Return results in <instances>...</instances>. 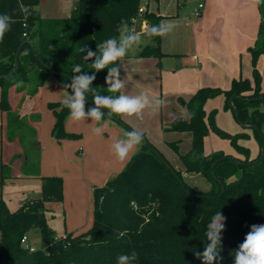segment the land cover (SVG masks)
I'll list each match as a JSON object with an SVG mask.
<instances>
[{"label":"trees","instance_id":"1","mask_svg":"<svg viewBox=\"0 0 264 264\" xmlns=\"http://www.w3.org/2000/svg\"><path fill=\"white\" fill-rule=\"evenodd\" d=\"M140 0H79L71 17L65 20L41 18L40 0H0V14H8L14 23L0 42V108L8 110L10 127L21 122V115L8 108L7 89L23 81L18 87L33 97L51 76L56 77L68 95L71 89L73 67L92 74L95 70L86 61L80 49L84 46L96 51L97 44L118 37L121 21L132 25L138 16ZM25 5L30 15L25 19L19 5ZM163 16L145 11L147 25H158ZM26 34V36H24ZM259 36L264 38V21ZM147 38V37H146ZM29 39L33 46L25 43ZM151 44L141 49L140 58H162L161 36L148 38ZM252 56L251 78L233 80L228 90L205 87L199 89L187 103L190 120L176 118L170 126L174 131H190L192 148L180 156L186 173L199 174L210 184L208 191H198L185 182L168 159L153 146L143 145L128 162L125 169L93 190V221L91 227L80 233H67L58 237L46 220L47 205L62 204L64 182L60 176L45 177L42 193L10 211L0 199V264H117L120 255L136 253L133 263L139 264H204L202 256L207 243L205 231L211 217L218 211L229 213L230 228L225 222L221 233L222 261L215 264H234L235 251L244 241L253 224L264 225V91L262 75L258 69L264 48L248 49ZM18 56V69L14 71ZM119 61L116 66H119ZM113 65H109L112 67ZM108 69L95 72L92 87L101 96H119L120 91L108 90ZM86 101L93 103V93H86ZM222 96L224 110L231 111L238 123L252 130L260 145V154L252 159L248 147L240 145L249 141L246 133L230 135L215 123L217 110L205 111L208 100ZM232 99V100H231ZM54 112L52 135L58 142L80 139L81 135L69 133L65 121L69 109L63 101L48 104ZM95 106V105H94ZM103 113L109 109L102 108ZM116 122L124 123L120 114H111ZM213 131L228 139L241 157L222 151L205 152V138ZM16 134V131H12ZM178 150V142L170 144ZM158 151L164 161L151 149ZM174 170V173L170 170ZM1 165V177L8 172ZM176 174V175H175ZM237 176L235 180L233 177ZM33 229L41 233L42 244L33 252L23 246V238ZM57 238V240H56Z\"/></svg>","mask_w":264,"mask_h":264},{"label":"rangeland","instance_id":"2","mask_svg":"<svg viewBox=\"0 0 264 264\" xmlns=\"http://www.w3.org/2000/svg\"><path fill=\"white\" fill-rule=\"evenodd\" d=\"M56 1L58 0H46L49 4L55 3ZM200 2L203 3L204 0H141L140 7L144 10L148 8L150 11L157 12L163 16L167 15L163 21L176 22L178 25L174 29L178 31L179 35L183 33L182 36H184L189 32L187 29L189 26L194 29L192 31H199L200 25L193 26V23L197 24L196 21L202 18L201 16L195 15V9ZM173 31L169 32V34H172ZM176 36L177 34L171 35L172 38ZM258 47L264 48L263 36H260ZM180 59L182 58L173 60V57L168 58L165 56L162 58H144L135 70L136 73H133L131 77L138 81V84L149 87L155 94L148 95L150 106L145 109L150 113L146 116L147 120L145 121L147 123L149 120L150 124L148 123V128L151 131L147 135L148 139H146L152 142L156 146V149L166 156L174 166L177 167L179 165L182 168L183 164L180 156L192 148L193 136L190 131H174L170 129V126L179 115H183L187 121L190 120L188 106L187 104L183 105V102L188 103L190 101L194 93L193 90L195 89H184L187 88L185 81L189 79V76L182 74L181 71L183 69L181 67L182 65L179 64ZM183 59H188L191 63L195 64L191 56H186ZM260 66L264 86L263 60L260 62ZM195 70L198 71L199 68L196 66ZM190 73L192 75V72ZM130 79V77L124 75L123 80L126 88L129 87L130 90L136 91ZM24 95L25 93L19 91L14 83L8 86L7 100L10 111L20 113ZM67 95L68 93L64 86L56 77L52 76L50 79L48 78L34 95V105L31 108V112L29 115L21 116L20 123L14 122L13 126L10 127L8 110H2L0 108V199L5 202L10 211H15L24 203L34 198H39L42 193L43 180L49 176V173L62 172L64 175L66 174V168L68 166L63 165L60 157H53V146L51 145L54 141L52 128L55 115L48 104L50 101H63ZM1 96L2 91L0 89V101ZM157 100H164L165 105L158 110H154ZM222 100L214 104L218 108L216 126L221 131L234 135L236 132H240L241 126L233 118L234 116L231 112L224 111V102ZM73 126H77V124L74 123ZM236 129H239V131H236ZM13 130L16 131V134L12 133ZM262 133L264 135V126ZM209 135L205 138V148L210 152L212 150H221L225 153L236 154L235 149L228 139L217 135L213 131ZM114 139L111 136L108 140L105 132L101 131L100 134L94 133L93 135L87 136L81 148L100 152V150L109 147L114 142L112 141ZM78 140L80 139H74L72 141L78 142ZM174 141H178V145H180L177 151L170 145ZM141 144L143 146L144 142L142 141ZM64 145L62 149L63 147L68 149V144ZM78 145L75 144L70 147L72 152L74 150V156L77 159L82 155L81 148ZM248 145L252 155L257 156L261 151L260 145L253 136ZM262 151L264 154V146L262 147ZM96 158L97 156L92 159L91 168L92 170L95 169L94 172L96 171L98 179L96 186H99L104 184L110 171L106 168L103 169L101 165L94 164ZM130 158L123 162L117 159L115 164H118V167L115 172L118 173L114 174L118 175L122 172ZM2 164H5L8 168V172L4 173V180L1 177ZM185 174V182L195 190L204 192L210 190L211 184L203 176L186 172ZM58 176L64 182L63 175L59 173ZM236 178L237 176L233 177L232 180ZM65 183L66 194L64 192L63 203L49 204L47 205L46 211L47 223L58 237H64L79 222H82V224L88 222L93 210L91 207L93 205L94 188L91 189L89 187L90 193H88L89 191L86 188L77 186L76 188L73 186L68 188L67 175ZM28 244L34 248L43 246L39 230L33 229L29 232Z\"/></svg>","mask_w":264,"mask_h":264},{"label":"crops","instance_id":"3","mask_svg":"<svg viewBox=\"0 0 264 264\" xmlns=\"http://www.w3.org/2000/svg\"><path fill=\"white\" fill-rule=\"evenodd\" d=\"M78 1L79 0H58L55 3L49 4L48 2H46V0H40L38 12L41 18L43 19L65 20L71 17L72 13L78 5ZM200 4H204V9L201 15L202 18L196 21L197 24L193 23V26L200 25L199 31H192L194 29L189 26L187 28L189 32L186 33V35L184 36H182L183 33L179 35L176 29H174L172 33L177 34L175 38H172V34L169 33L165 36H161V51L165 55V57H173V60L182 58L180 59L179 63L182 65L181 67L183 69L181 72L182 74H185V76L186 74L187 76H189V79L185 81V83L187 84V88L184 89H195L193 90V95L199 89L205 87L228 90L231 87L233 80L239 78H251L253 70L252 56L248 49L254 46L258 47V43L260 40L259 29L261 23L264 21V0H261L259 4H255L253 0H204V2H200L198 6ZM146 10L149 12H154L150 11L148 8ZM154 13L161 15L157 12ZM163 17L165 18L167 17V15ZM145 25H147L145 20L139 19L130 27H134L137 33H143ZM142 41L143 42L140 45L134 46L132 49H130L128 54L119 62L120 79L124 85V87L120 90V95L125 94L134 96L140 94L141 92H146L148 93V95H155L153 90H150L149 87L138 84V81L131 77L133 73H136L135 70L138 68V65H140L141 61L144 59L137 56L139 51L151 44V41L143 36ZM186 56H191L192 61H194L195 64L191 63L188 59H183ZM262 60L264 61L263 55L259 58L258 61V69L261 75L262 70L260 62ZM196 66L197 68H199L198 71L195 70ZM190 72H192V75ZM124 75H127L131 78L130 81L132 82L133 88L136 89V91L130 90L129 87L126 88V85L123 80ZM30 89L31 86L27 87V90L24 91L25 95L19 113L22 117L29 115L31 112V108L34 105V96L30 97L28 95V91ZM262 89L264 91L263 77ZM162 91H164V89H162ZM193 95L191 96V98L193 97ZM221 99H223L222 101L225 103L224 98L222 96L208 100L205 105V111L207 113H210L213 110H217L218 113V108H216L214 104H217V101H221ZM186 104L187 103L183 102V105ZM91 107L92 106L86 101L85 111L87 112L88 109ZM144 111L140 116H129L126 114H120V116L124 123H126L133 130L139 131L148 139L147 135L151 132L148 128L150 122L148 120V122L146 123L145 120H147L146 116H148L149 112L147 110ZM225 112L230 113L231 111ZM178 117L184 116L179 115L176 118ZM233 118L235 119V117ZM74 123H76L77 126H73ZM240 126V132H236V134L246 132L252 137V130L250 128H244L241 124ZM89 127L91 128L88 129ZM93 128H101V131L105 132V135L108 137V140L111 136L115 139L126 138V133L128 132V130L122 125H120L118 122L107 117H103L100 121H92L91 118H87L85 121H74L70 118L69 115L65 121V129L69 133L81 135L80 140H78V142H74L72 140H63L61 142H58L56 139H54L51 145L53 146V157H60L61 161L63 162V165L68 166V168H66L65 175L62 172H51L48 174L49 176H58L59 173L63 175L65 194L66 175L68 177V188L70 186L76 188L77 186L81 188H86L89 191V187L91 189L97 187L96 183H98V179L96 171L94 172L95 169L92 170L91 168L92 159H94L95 156H97V158L94 160V164L96 163L98 165H101L103 169L106 168L108 169V171H110V174L107 176L104 184L116 175L114 173H118L115 172L117 171L118 164H115L117 158L115 159L116 156L111 150V145L107 148H104L103 150H100V152L93 151L91 149L85 150L84 148H81L83 147L81 145L83 144V141L85 142L87 136L94 134ZM236 131H239V129H236ZM249 141H241L239 143L240 145L249 148ZM150 143L153 144L152 142ZM64 144H68V149H65L64 147L62 149V146ZM75 144H79L78 146H80L82 151V155L79 159L74 156V150L73 152L70 150V147ZM153 146L155 145L153 144ZM179 146L180 145H178V147ZM141 149L142 144L138 145L129 157L132 158V156L138 153ZM190 149L187 152H189ZM217 151L218 150H212V152H210L207 148H205V152L207 154H211ZM187 152H185L184 154H186ZM225 154L231 155L233 157H241L237 153ZM259 154L260 152L258 153V155ZM257 156L252 155L251 153L252 159L256 158ZM172 166L177 171H180L183 177L186 175L184 167L180 168L179 165L176 167L173 164ZM88 193H90V191ZM91 208L93 209V205ZM92 221L93 210L88 222H86L85 224L79 222V224L73 226V228L69 232L77 234L86 231L91 227Z\"/></svg>","mask_w":264,"mask_h":264},{"label":"clouds","instance_id":"4","mask_svg":"<svg viewBox=\"0 0 264 264\" xmlns=\"http://www.w3.org/2000/svg\"><path fill=\"white\" fill-rule=\"evenodd\" d=\"M255 4H259L261 0H253ZM20 11L24 14L25 19L30 15L29 9L23 5H19ZM14 23L11 16L8 14H0V42L3 41L5 33L10 31L11 24ZM177 26L174 21H161L158 25H145L143 33H137L134 27H130L127 21L122 20L118 29L119 36L109 38L97 44L96 51L84 46L80 49L86 61L93 60L92 68L95 70L91 75L82 71L80 65L73 67V76L71 83L66 87L71 89V93L63 100V105L69 109L70 118L74 121H85L91 118L92 121H100L104 114L102 108L109 109L108 115L126 114L129 116H140L143 111L150 106L148 93L141 92L138 95L119 96H101L95 93L92 87L93 81L96 79L95 72L108 69L107 77L105 78L110 92H119L123 87V82L120 79V68L116 66V62L122 60L134 46L140 45L142 36L152 38L155 36H165ZM109 65H113L109 67ZM23 81H19L16 87H21ZM93 93V103L95 107H91L85 111L86 93ZM165 105L164 100H157L154 110H158ZM96 134L101 133V128H93ZM142 133L136 130L128 131L126 138L114 139L111 144V150L116 158L123 162L127 160L133 150L142 143ZM225 217L220 211L216 212L207 224L205 237L207 243L203 253L195 252L199 258L202 256L204 264H215L222 261L220 256L222 249L221 233L225 229ZM136 260V253L131 255H120L117 258V264H133ZM234 264H264V225L253 224L250 226V231L246 234L244 241L238 246L235 251Z\"/></svg>","mask_w":264,"mask_h":264},{"label":"water","instance_id":"5","mask_svg":"<svg viewBox=\"0 0 264 264\" xmlns=\"http://www.w3.org/2000/svg\"><path fill=\"white\" fill-rule=\"evenodd\" d=\"M25 43H27V44H30L31 46H33V42L31 41V40H29V39H27L26 41H25ZM18 69V56H16V59H15V68H14V71H16ZM232 100V99H231ZM91 106L92 107H95L93 104H91ZM103 113V112H102ZM104 114V117H107V118H110V119H112V120H114V121H116V119H114L111 115H108L107 113H103ZM120 124V123H119ZM120 125H122V124H120ZM123 126V125H122ZM124 128H125V126H123ZM143 142H144V144L145 145H147L148 147L150 146V143L145 139V138H143ZM161 160H163L164 161V159H163V157H162V155L158 152V151H156L155 149H151ZM262 156H264V154H262ZM167 165H168V163L166 162V161H164ZM169 168H170V170L174 173V170L172 169V167H170L169 166ZM176 175V174H175ZM224 217L226 218L225 219V222H226V224L228 225V227L230 228V226H231V223H230V221H229V213L228 212H226L225 213V215H224Z\"/></svg>","mask_w":264,"mask_h":264},{"label":"built area","instance_id":"6","mask_svg":"<svg viewBox=\"0 0 264 264\" xmlns=\"http://www.w3.org/2000/svg\"><path fill=\"white\" fill-rule=\"evenodd\" d=\"M140 1H141V0H140ZM203 9H204V4H200V5L195 9V15H196V16H201V15H202V11H203ZM145 11H146V9L144 10V9H142V8L140 7V10H139L138 16L132 19V25H133L137 20H139V19H143V14H144ZM24 36H26V34H24ZM56 240H57V238H56ZM22 243H23V246H24L27 250H29V251H31V252H33V251L35 250L34 247H32L30 244H28V235L24 236Z\"/></svg>","mask_w":264,"mask_h":264}]
</instances>
